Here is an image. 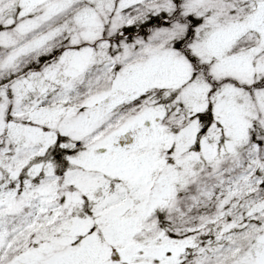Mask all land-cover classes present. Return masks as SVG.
I'll return each mask as SVG.
<instances>
[{"label":"snow or ice","instance_id":"1","mask_svg":"<svg viewBox=\"0 0 264 264\" xmlns=\"http://www.w3.org/2000/svg\"><path fill=\"white\" fill-rule=\"evenodd\" d=\"M0 264H264V0H0Z\"/></svg>","mask_w":264,"mask_h":264}]
</instances>
